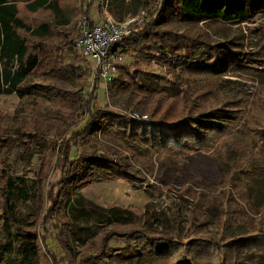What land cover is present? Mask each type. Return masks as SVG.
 Masks as SVG:
<instances>
[{"label": "rangeland", "instance_id": "374dc122", "mask_svg": "<svg viewBox=\"0 0 264 264\" xmlns=\"http://www.w3.org/2000/svg\"><path fill=\"white\" fill-rule=\"evenodd\" d=\"M58 1L69 22L59 25L62 34L55 30L49 42L55 48L62 46L63 64L79 65L82 69H91L93 63L90 60L80 62L75 44L73 47L64 45L62 37L71 31L77 36L79 24L85 16L95 17L96 13L100 15L107 11L118 22L134 18L131 30L140 29L153 13L159 17L158 9L153 12L158 7L157 0ZM225 1L220 6L222 9H226L231 0ZM253 11L250 16L241 14L235 20L225 13L198 22L167 19V13H163V21L159 20L153 29L192 35L212 44L243 40L245 51L258 57L256 48L264 44V9ZM28 18L33 23L54 21L46 11ZM138 70L165 76L159 65L129 52L117 65L112 80L120 77L122 71L133 73ZM41 71L38 69L29 75L24 83L56 89L71 88L82 96H86L92 87L91 81L84 83L81 79L55 77ZM222 74L215 76L213 81L209 77L194 78L183 86L189 91H206V102L230 111L222 134H214L203 149L173 156L149 151L131 142L127 145L93 132L78 152H73L74 158L80 153L95 152L100 157L110 158L132 178L94 176L79 190L82 198L105 208H126L136 216L135 228L141 227L153 235H176L183 243L201 238L221 243L227 236L260 233L258 228L264 235V71L258 66L242 68L234 64ZM262 74L263 77L259 76ZM165 77L156 87L157 91L148 95L119 87L112 81L97 80L94 108L110 109L127 118L128 112L135 110L147 115L145 121L158 120L164 107L179 114L183 109L182 101L187 99L182 96L170 101L167 97L172 95L170 84L173 78ZM76 112L64 102L52 103L41 97L20 96L15 91L0 93V242L11 241L15 233L3 218V197L8 196L16 215L27 224H35L31 231L36 233L40 247L38 264H77L78 257L95 249V232L105 226V223L80 220L78 228L74 229L76 234L68 233L62 242L56 238L58 224L69 214L67 196H61L62 202H58L52 211L48 198L61 179L57 153L70 133L67 130L69 116L75 117ZM85 120L83 115L78 116V126L73 127V131L84 126ZM130 146L136 148L140 156L133 155ZM15 177H23L26 181L27 195L17 189V184L11 188L7 186L6 180ZM52 215H57L56 220L49 219ZM80 227L84 229L80 230ZM131 227H120V231H129ZM84 243L85 248L81 247ZM110 245L117 247L115 241ZM204 245V240L197 244V258L189 255L194 264H211L200 259ZM13 255L14 252L10 257ZM256 255L257 264H264V252ZM3 256L8 258L9 253Z\"/></svg>", "mask_w": 264, "mask_h": 264}, {"label": "trees", "instance_id": "16d2710c", "mask_svg": "<svg viewBox=\"0 0 264 264\" xmlns=\"http://www.w3.org/2000/svg\"><path fill=\"white\" fill-rule=\"evenodd\" d=\"M223 2L226 1L157 0L158 7L153 12L158 9L159 17L151 14V19L140 29H132L118 40L115 48L119 47L124 54L136 53L148 63H156L164 69L165 76L173 78L170 84L172 95L167 97L170 101L182 96L187 99H180L183 103L181 113L174 114L164 107L158 120L145 121L131 120L110 109L94 108L97 78L93 77L91 69L63 64L62 46L55 48L49 42L55 30L62 34L58 26L69 22L64 18V8L58 0H0V93L15 91L20 96L41 97L52 103L64 102L77 110L76 118L72 114L69 116L67 130L70 133L61 144L60 153H57L61 179L55 185L56 190L49 192L48 198L51 206L49 210L52 211L58 202H62L61 196H67L69 214L58 224L56 237L60 242L65 235L69 236L68 233L76 234L74 229L78 228L77 222L80 220L85 223H105L95 232V249L79 255L77 264H194L189 255L197 258V244L200 245L203 240L205 245L200 259L211 264H257L256 254L264 252V235L259 228L257 230L260 233L227 236L221 243L209 238L183 243L176 235H153L141 227L135 228L136 216L126 208L94 205L79 194V190L94 176L124 180L132 178L110 158L100 157L95 152L80 153L74 158L73 152H78L84 140L93 132H100L124 144L131 142L149 151L173 156L203 149L214 134L223 133L230 111L206 102V91H189L183 86L194 78L209 77L213 81L215 76L234 64L242 68L258 66L264 71V44L256 48L258 57H254V54L245 51L243 40L212 44L192 35L153 29L159 20L163 21V13H167V19L198 22L221 14L224 16L225 13L235 20L241 14L250 16L254 9H264V0H231L226 9L220 7ZM43 11L48 12L54 21L33 23L28 18ZM76 37L72 31L64 34V45L73 47ZM53 52L55 55H52ZM79 57L80 62L86 61ZM120 68L124 69L122 66ZM38 69L50 76L81 79L84 83L91 81L92 87L86 96H82L71 88L56 89L24 83ZM165 76L147 70L133 73L122 71L121 76L112 82L119 87L148 95L157 91L156 87L165 80ZM259 76L263 77V74ZM82 115L86 118L84 126L73 131L72 128L78 126V116ZM130 148L133 155L140 156L136 148ZM6 184L9 188L17 184V189L23 195L28 193V185L23 177L8 178ZM10 199L8 196L3 197V218L5 223L14 228L15 233L11 241L0 242V264H38L40 247L36 233L31 231L35 224H27L18 217ZM56 217L52 215L49 219L56 220ZM123 226H132V229L122 232L120 227ZM111 241H115L117 247L111 246ZM85 245L81 244V247L85 248ZM64 247L69 250L68 246ZM12 252L14 255L10 257ZM5 253H9L8 258L3 256Z\"/></svg>", "mask_w": 264, "mask_h": 264}, {"label": "built area", "instance_id": "2783aa9c", "mask_svg": "<svg viewBox=\"0 0 264 264\" xmlns=\"http://www.w3.org/2000/svg\"><path fill=\"white\" fill-rule=\"evenodd\" d=\"M95 17L85 16L78 28L75 38V49L78 55L93 63L91 71L93 77L104 83H110L117 65L123 60V52L117 47L118 40L130 32V25L134 18L118 22L104 11ZM131 120H146L147 115L132 110L128 112Z\"/></svg>", "mask_w": 264, "mask_h": 264}]
</instances>
